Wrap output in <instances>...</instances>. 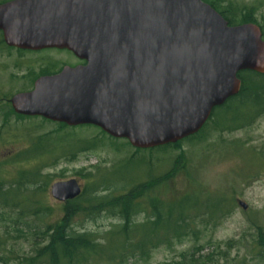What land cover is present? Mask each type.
I'll list each match as a JSON object with an SVG mask.
<instances>
[{
	"label": "water",
	"instance_id": "obj_1",
	"mask_svg": "<svg viewBox=\"0 0 264 264\" xmlns=\"http://www.w3.org/2000/svg\"><path fill=\"white\" fill-rule=\"evenodd\" d=\"M0 31L9 47L86 63L15 94L16 115L93 126L135 150L197 135L239 94L241 72L264 75L261 27L230 26L202 0H17L0 7ZM82 193L75 179L50 188L59 203Z\"/></svg>",
	"mask_w": 264,
	"mask_h": 264
},
{
	"label": "rangeland",
	"instance_id": "obj_2",
	"mask_svg": "<svg viewBox=\"0 0 264 264\" xmlns=\"http://www.w3.org/2000/svg\"><path fill=\"white\" fill-rule=\"evenodd\" d=\"M229 6L237 21L244 14H251L264 38V0H223L218 5L220 11ZM64 56L71 58L67 53ZM44 58L18 57L0 47V100H3L0 105V178L11 182L19 179L22 172L41 169V175L46 177L42 181L49 185L37 200L52 210L46 224H52L63 214L64 204L50 195L51 186L57 182L75 179L85 189L92 184L86 176L99 168L113 173L111 181L121 183L128 191L146 182L152 170L159 176L172 168H185L167 184L160 185L154 195L159 200L174 202L182 198L192 202L224 201L227 215L215 223L206 218V227L201 225L204 218L197 219L193 235L175 242L171 248L155 250L148 263L133 264H195L191 260L198 248L203 250L195 259H204L197 264H264L263 117L244 129L223 131L215 128L217 122L224 124L223 118L216 116L198 140L183 142L177 149L155 152L135 150L127 141L103 136L102 131L93 126L63 129L41 118L22 120L5 102L27 85L23 75L37 77L42 72L44 65L39 63L44 64L40 62ZM20 63L34 66L28 69ZM41 152L44 155L39 156ZM30 193L28 190L19 198L27 201ZM120 193L124 192L117 194ZM239 201L248 206L246 211L239 206ZM3 214L12 218L7 211ZM145 219L146 214L137 217L139 223ZM30 222L33 227L42 225L35 219ZM120 224L118 218L103 213L94 219L76 218L74 227L79 233H91L103 240L107 232ZM6 225L9 227H2ZM14 229L11 221L0 222V260L6 256L13 258L9 251L17 256L32 253L33 239L30 235L17 239ZM6 232L10 235H5Z\"/></svg>",
	"mask_w": 264,
	"mask_h": 264
},
{
	"label": "trees",
	"instance_id": "obj_3",
	"mask_svg": "<svg viewBox=\"0 0 264 264\" xmlns=\"http://www.w3.org/2000/svg\"><path fill=\"white\" fill-rule=\"evenodd\" d=\"M202 1L221 14L230 26L258 25L249 13L244 14L242 19L237 21L231 6L220 11L218 5L223 0ZM4 46V42L0 41V47ZM238 78L242 82L239 94L230 99L226 105L218 108L200 133L183 142L201 138L216 116L222 117L221 121L224 124L217 122L215 128L223 131L241 130L251 126L258 119L264 118V75L246 71L241 72ZM221 111L226 113L221 114ZM19 118L25 119L20 116ZM102 135L107 136L103 132ZM183 142L157 150L177 149ZM35 153L37 155V152ZM38 155L41 156L44 153L41 152ZM96 169L94 174L86 176L91 179L92 184L83 189L82 195L76 200L63 203V214L52 224H46V219L51 217L52 210L41 205L37 200V197L41 196L49 185L48 182L42 181L46 177L41 175V169L37 168L34 172H22L19 179L11 182L0 178V222L11 221L15 228L14 232L18 234L17 239L26 238L29 235L33 239L30 255L17 256L14 251H9L10 255H14L13 258L6 256L0 260L1 264L148 263L155 250L162 247L171 248L175 242L195 233L193 229L197 219H205L201 224L204 227L206 218L215 223L228 213L224 201L192 202L189 198H182L174 202L159 200V197L154 195L160 185L167 184L185 168H172L159 176H156L152 170L147 175L146 182L139 183L128 191H126L127 187L122 186L121 183L111 181L110 177L113 173ZM28 190L31 192V198L23 201L19 197L24 196ZM118 192L124 193L118 195ZM144 202L147 203V207ZM5 211L12 214V218L4 215ZM103 213L121 221L120 225L106 233L103 240L91 233H79L75 230L76 218L94 219ZM141 214H146V219L139 223L137 217ZM30 219H35L42 225L33 227ZM7 234L9 233L6 232L5 235ZM1 243L0 241V247H2ZM198 249V252L203 250ZM197 253L192 255L191 260L195 264L198 260L204 259H195Z\"/></svg>",
	"mask_w": 264,
	"mask_h": 264
},
{
	"label": "flooded vegetation",
	"instance_id": "obj_4",
	"mask_svg": "<svg viewBox=\"0 0 264 264\" xmlns=\"http://www.w3.org/2000/svg\"><path fill=\"white\" fill-rule=\"evenodd\" d=\"M14 1H17V0H0V7L4 6L6 4L12 3ZM0 41L4 42L3 32H1V31H0ZM4 44H5V42H4ZM1 48H3L4 50L6 49L8 52H12V53L16 54L18 57H22V56L24 57V56H28V55L46 57V58H44L43 60L40 61V62H44V64L43 63H39V65H44V66L42 67L43 68L42 72H40L37 77H33V76L31 77L30 75H27V74L22 76L24 82L27 85L18 93H26V92L32 91L33 88H34L35 81L37 79H39L40 77L53 76V75L59 74L65 67L76 68V67H79V66H84L86 64L84 61L79 60L72 52L67 51V50L45 49V50H41V51H27V50H20V49H17V48L9 47L6 44H5L4 47H1ZM65 53L70 55L71 58L67 57V56H64ZM60 55H62L63 57L57 58V59L53 58V56H60ZM20 65H22L23 67H26L28 69H32V67L34 66V64H29V65L26 64L25 65L23 63H20ZM16 66H18V64ZM2 101L3 100H0V105H1ZM5 104L9 105L10 108L12 109L10 100H6ZM226 104L227 103H225V105ZM216 110L218 111V108L214 109L213 113H215ZM12 111L14 112L13 109H12ZM213 113H212V115H213ZM224 113H226V112H224ZM20 117H23V116H20ZM23 118H25L27 120L28 119H38V118H30V117H23ZM211 118H212V116H211ZM42 120H44V121H46L48 123L55 124V125H57L59 127L66 126L64 124L54 123V122H51V121H48V120H45V119H42ZM66 127L69 128V129L78 128V127L71 128V127H68V126H66ZM145 151H154L155 152V151H157V149L145 150Z\"/></svg>",
	"mask_w": 264,
	"mask_h": 264
}]
</instances>
